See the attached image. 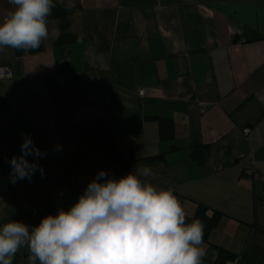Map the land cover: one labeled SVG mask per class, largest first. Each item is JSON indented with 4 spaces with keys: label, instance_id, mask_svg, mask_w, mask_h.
Masks as SVG:
<instances>
[{
    "label": "crops",
    "instance_id": "obj_1",
    "mask_svg": "<svg viewBox=\"0 0 264 264\" xmlns=\"http://www.w3.org/2000/svg\"><path fill=\"white\" fill-rule=\"evenodd\" d=\"M58 1L77 6L76 41L55 45L57 28L41 52L0 53L13 73L0 80V226L69 209L101 170L146 167L141 179L172 188L186 216L221 213L203 264L221 247L238 257L226 264H264V0ZM103 123L113 143L85 131ZM25 135L44 175L12 184Z\"/></svg>",
    "mask_w": 264,
    "mask_h": 264
},
{
    "label": "clouds",
    "instance_id": "obj_2",
    "mask_svg": "<svg viewBox=\"0 0 264 264\" xmlns=\"http://www.w3.org/2000/svg\"><path fill=\"white\" fill-rule=\"evenodd\" d=\"M0 20V53L34 50L49 36L54 0H8ZM59 151V146L56 148ZM46 155L25 135L21 154L9 159V181L32 182ZM149 168L120 178L101 170L69 209L29 226L9 220L0 226V264H13L27 250V264H203L206 246L200 219L188 222L172 188L143 181Z\"/></svg>",
    "mask_w": 264,
    "mask_h": 264
},
{
    "label": "trees",
    "instance_id": "obj_3",
    "mask_svg": "<svg viewBox=\"0 0 264 264\" xmlns=\"http://www.w3.org/2000/svg\"><path fill=\"white\" fill-rule=\"evenodd\" d=\"M77 10V6L73 5H62L55 3V7L52 10L51 16L48 18L49 21L59 19L60 21V30L61 32L54 40L55 45L60 44H70L74 41H76L77 37L69 31L70 21H69V15L74 13ZM44 42L41 43V46L38 49L34 50H16L18 55L23 54H34L41 52L44 49ZM166 121L162 120V128L164 127ZM164 129V128H163ZM85 131L93 136L94 138L107 142V143H113V132L111 130V127L108 123H103L97 126H91L85 129ZM165 136V134H164ZM157 157H150L147 160L152 161L155 160ZM112 160L115 161L118 164L123 165L124 167H129L132 164V160L128 159L123 153L116 152L112 156ZM221 213L217 211L209 212L208 209L202 205L198 206L197 211L193 218L200 219L203 222L204 225V231H203V240L206 242H209V234L210 232L216 228L218 225ZM186 219L188 222H191L192 217L186 216ZM238 257L236 254L232 253L231 251L225 249V248H219L218 256L215 260V264H226L230 260H237Z\"/></svg>",
    "mask_w": 264,
    "mask_h": 264
},
{
    "label": "rangeland",
    "instance_id": "obj_4",
    "mask_svg": "<svg viewBox=\"0 0 264 264\" xmlns=\"http://www.w3.org/2000/svg\"><path fill=\"white\" fill-rule=\"evenodd\" d=\"M54 3L62 4L58 0H54ZM62 5H67V4H62ZM12 7L13 6L8 3V0H0V20H2L7 15V13L11 10ZM53 22L54 20L49 21L48 23L49 35H52V33L55 32L57 28H60L59 19H55V23Z\"/></svg>",
    "mask_w": 264,
    "mask_h": 264
},
{
    "label": "built area",
    "instance_id": "obj_5",
    "mask_svg": "<svg viewBox=\"0 0 264 264\" xmlns=\"http://www.w3.org/2000/svg\"><path fill=\"white\" fill-rule=\"evenodd\" d=\"M13 76L12 69L9 66L0 65V80H6ZM251 133L250 128L244 129V134L248 135Z\"/></svg>",
    "mask_w": 264,
    "mask_h": 264
}]
</instances>
